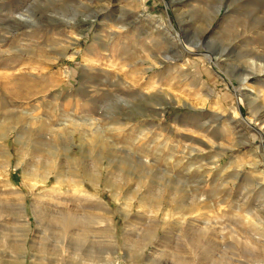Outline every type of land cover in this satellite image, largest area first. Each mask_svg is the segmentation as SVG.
I'll list each match as a JSON object with an SVG mask.
<instances>
[{"label":"rangeland","instance_id":"374dc122","mask_svg":"<svg viewBox=\"0 0 264 264\" xmlns=\"http://www.w3.org/2000/svg\"><path fill=\"white\" fill-rule=\"evenodd\" d=\"M264 264V0H0V264Z\"/></svg>","mask_w":264,"mask_h":264},{"label":"bare ground","instance_id":"6f19581e","mask_svg":"<svg viewBox=\"0 0 264 264\" xmlns=\"http://www.w3.org/2000/svg\"><path fill=\"white\" fill-rule=\"evenodd\" d=\"M82 264H85V263L82 262ZM86 264H87V263H86Z\"/></svg>","mask_w":264,"mask_h":264}]
</instances>
